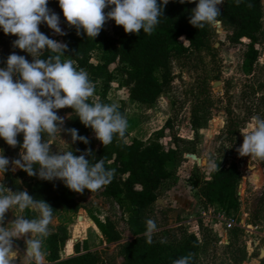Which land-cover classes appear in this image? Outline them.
I'll use <instances>...</instances> for the list:
<instances>
[{"label":"trees","instance_id":"16d2710c","mask_svg":"<svg viewBox=\"0 0 264 264\" xmlns=\"http://www.w3.org/2000/svg\"><path fill=\"white\" fill-rule=\"evenodd\" d=\"M263 0H241L239 4L235 0H224L218 7L222 26L228 31L227 38L233 46L243 45L242 70L244 74H251L259 58L257 44L262 32ZM159 4V0H158ZM48 5L54 7L58 16L66 23L62 10L57 0H48ZM195 3L181 4L178 0H169L164 6L163 17L154 31L144 34L141 29L139 34L126 33L123 26L113 25V34L107 31L106 23L99 34L93 38H87L81 30L76 34L74 26L66 23L67 31L60 41L67 47L61 59H71L74 67L84 69L94 85L101 84L98 102L114 103L109 99L108 93L114 77L111 66L118 63L117 70L122 75L123 83L129 86L131 100L142 104H153L163 93L164 86L169 82L170 64L174 56H185L192 51L209 48V38L212 27L205 26L198 29L189 23L191 9ZM109 8L103 11L107 12ZM56 40V39H54ZM57 41V40H56ZM97 52V61L92 60V55ZM49 55L45 50L42 58ZM260 89V86H258ZM258 89H253L257 96ZM210 97L199 99L193 108L191 125L196 136L208 121L209 111L205 109L210 102ZM90 102L95 100L89 98ZM116 104V103H115ZM125 115V109L117 105ZM71 116L67 122V128H75L78 135L85 136L89 143L85 145L77 140L74 155H79L86 148L91 149L93 159L103 158L106 168L115 169L112 181L103 187L102 194L106 198L115 200L121 207L128 211V224L133 239L123 246L122 264H172V260L191 254L192 264L199 263V255L203 248L202 240L197 234L189 232L181 227L178 230L163 228L161 236L153 235L151 244L145 243L143 236L144 221L153 213V207L161 197L165 184L176 179L178 163L187 152H194V148L185 146L186 143L173 132L171 119L152 132L148 140L130 136L129 126L125 136L104 146L100 142L99 147L90 134L92 129L85 127L75 116L69 107ZM228 130L227 139H233L240 133V122L235 112L227 108ZM253 115H246V119ZM248 121V120H247ZM169 134L171 144L165 145L163 138ZM79 151H76V150ZM90 159L91 157H85ZM26 172L23 176H26ZM7 180L14 190L29 188L30 195L37 199H43L53 210L63 209L71 213H77L82 207L76 198L75 191L68 189L64 183L54 188L51 181L38 180L31 183L25 179L24 183L11 177L7 172ZM242 181V173L237 163L223 166L215 170L210 178H195L197 201L201 208L215 207L224 211L227 215H233L241 207L239 186ZM7 183V182H6ZM28 218L35 213L26 212ZM92 220L101 231L106 241H117L121 234L110 219L105 221L91 215ZM200 228L206 229L202 222ZM69 239L66 226H60L50 231V235L43 241L44 258L49 264H100L99 256L93 251L88 239H82L74 243V253L63 257L62 251ZM163 240L164 243L160 241ZM264 264V259L262 261Z\"/></svg>","mask_w":264,"mask_h":264},{"label":"rangeland","instance_id":"374dc122","mask_svg":"<svg viewBox=\"0 0 264 264\" xmlns=\"http://www.w3.org/2000/svg\"><path fill=\"white\" fill-rule=\"evenodd\" d=\"M223 2L217 7L222 6ZM47 6L57 14L54 7ZM262 6L263 28L257 44L259 58L251 74H244L242 70L243 45L233 46L227 38L228 31L222 24L218 29L212 27L209 48L172 58L169 82L153 104H142L131 100L130 88L123 83L124 78L117 70L118 63L111 66L114 77L108 97L125 109V117L130 128L128 139L137 137L148 140L152 132L161 128L170 118L173 132L186 142L185 146L194 148V152L185 153L179 161L176 179L165 184L149 218L157 224L158 230L153 235L161 236L163 228L178 230L181 227L197 234L203 243L199 255L200 264H262L264 259V160L241 156L237 151L243 141L242 133L250 122V118H245L246 115L252 113L264 118V0ZM105 23L108 33L113 34L110 19ZM59 26L66 33V23L61 19ZM38 27L49 38L61 42L62 35L55 34L46 24ZM14 39H16L14 35L0 31V66H3L6 57L12 52L24 55L31 62L32 57L28 53L12 47ZM97 57V52H94L92 60L97 61ZM253 89H258L257 96L253 94ZM101 90V84L94 85L92 99L97 101ZM208 96L210 102L205 109L209 111L207 116L209 119L196 136L191 125L193 108L197 100ZM227 108L232 109L239 119H244L239 124L241 128L239 135L233 139H227L226 136ZM55 111L58 116L64 118L63 127L67 128L71 116L69 107ZM90 136L95 147L98 148L100 141L93 131ZM43 138L50 143L53 152L71 150L77 143V141L72 142L70 135L63 131L60 134L58 132L53 138L44 134ZM22 139L23 134H18V144L12 147L0 138V149H3V154L10 160L19 158ZM162 141L165 145H170L172 142L169 134ZM190 155H196L201 160ZM209 162L216 165L214 170H209ZM232 163H237L242 173L239 186L242 203L240 209L232 215L235 225L226 231L225 224L216 218L208 221V226L198 218L201 211L207 213L210 211L209 208L200 207L196 188L193 186L195 178H210L215 170ZM11 167L10 164L9 168ZM7 172L21 184L25 179L31 183L40 180L36 175L23 176L24 171L21 169ZM7 172L4 173L3 183L14 191L6 178ZM51 182L54 188L63 184L59 179ZM23 189L29 193V188L24 186ZM102 191L103 187L94 192L87 189L81 193L75 192L78 202L83 207L77 213L63 209L53 210L50 229L66 226L69 235L61 253L63 257L74 253V243L88 239L90 248L99 256L100 264L123 263V246L134 237L127 220L129 214L127 209L121 207L115 200L104 197ZM217 212V209H211V213ZM91 215L103 221L107 218L113 221L121 238L117 241H106ZM13 219L14 215L11 211L5 214V224ZM200 222L204 223L206 229L200 228ZM14 247L18 250L16 264H20L26 247L24 239L14 241ZM22 264L29 262L23 261ZM42 264H49L44 257Z\"/></svg>","mask_w":264,"mask_h":264},{"label":"clouds","instance_id":"9594fccd","mask_svg":"<svg viewBox=\"0 0 264 264\" xmlns=\"http://www.w3.org/2000/svg\"><path fill=\"white\" fill-rule=\"evenodd\" d=\"M63 17L76 34L81 30L87 38L99 34L106 20H114L126 33L151 34L164 6L169 0H57ZM179 3H195L189 23L203 29L219 28L222 21L217 7L223 0H178ZM241 0H235L239 4ZM48 0H0V31L16 37L13 48L28 53H10L0 66V138L12 147L18 144L17 135L22 133L19 158L9 159L0 149V264H16L18 250L14 241L24 239L23 261L42 264L45 255L43 241L50 235L53 208L43 199L28 194L27 190L12 191L3 183L4 173L21 169L29 176L52 181L61 180L77 193L85 189L94 192L109 184L115 169L106 168L103 158H92L91 149L79 155L74 150L50 149L49 138L61 131L70 135L72 142L89 143L75 128H64V118L55 110L70 107L85 127H90L104 146L125 136L128 122L115 103L90 102L94 83L82 68L77 69L71 59H61L66 45L49 38L39 30L46 24L55 34L65 35L60 17L48 6ZM109 8L107 12L103 10ZM47 50L49 55L42 58ZM243 141L237 151L241 156L264 160V118L253 115L242 133ZM73 149V148H72ZM76 151H79L78 149ZM91 157L86 159L85 157ZM11 164V169L9 165ZM35 165V167H34ZM216 165L209 162V170ZM11 211L14 219L5 224V214ZM35 213L28 218L26 212ZM157 224L152 218L144 221L145 243L153 242ZM164 243L163 240L160 241ZM172 264H192L191 254L177 257Z\"/></svg>","mask_w":264,"mask_h":264},{"label":"built area","instance_id":"2783aa9c","mask_svg":"<svg viewBox=\"0 0 264 264\" xmlns=\"http://www.w3.org/2000/svg\"><path fill=\"white\" fill-rule=\"evenodd\" d=\"M211 211V210H210ZM217 216H214V218L218 219L222 223L225 224V230L231 229L235 225V219L232 215H227L224 211H218Z\"/></svg>","mask_w":264,"mask_h":264},{"label":"crops","instance_id":"0c3cea01","mask_svg":"<svg viewBox=\"0 0 264 264\" xmlns=\"http://www.w3.org/2000/svg\"><path fill=\"white\" fill-rule=\"evenodd\" d=\"M211 177V176H210ZM208 178V177H207ZM213 209H217V208H215V207H212ZM212 208H209V211L212 209ZM217 211H221V210H219V209H217ZM217 216V214L216 213H211V211L209 212V213H207V212H205V211H201L200 212V215L198 216V218H201L203 221H204V223H205V225H207L208 226V221H211V220H213L214 219V216ZM191 218H193V217H191ZM191 218H189V220L191 219ZM204 223H203V225H204ZM204 225V226H205ZM227 240V239H226Z\"/></svg>","mask_w":264,"mask_h":264},{"label":"water","instance_id":"95a60500","mask_svg":"<svg viewBox=\"0 0 264 264\" xmlns=\"http://www.w3.org/2000/svg\"><path fill=\"white\" fill-rule=\"evenodd\" d=\"M190 156H192L193 158H195V159H197V160H201L200 158H198V157H196V155H190ZM159 200V199H158Z\"/></svg>","mask_w":264,"mask_h":264}]
</instances>
